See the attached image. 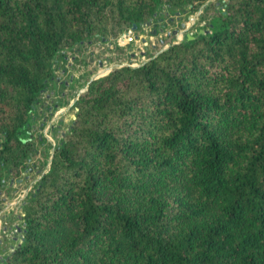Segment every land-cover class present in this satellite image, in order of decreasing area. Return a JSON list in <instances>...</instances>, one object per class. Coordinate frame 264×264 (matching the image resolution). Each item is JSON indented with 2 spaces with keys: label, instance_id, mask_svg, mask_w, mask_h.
I'll use <instances>...</instances> for the list:
<instances>
[{
  "label": "trees",
  "instance_id": "1",
  "mask_svg": "<svg viewBox=\"0 0 264 264\" xmlns=\"http://www.w3.org/2000/svg\"><path fill=\"white\" fill-rule=\"evenodd\" d=\"M205 1L0 0V196L54 106L59 52ZM201 14L192 38L78 95L0 264H264V0Z\"/></svg>",
  "mask_w": 264,
  "mask_h": 264
},
{
  "label": "rangeland",
  "instance_id": "2",
  "mask_svg": "<svg viewBox=\"0 0 264 264\" xmlns=\"http://www.w3.org/2000/svg\"><path fill=\"white\" fill-rule=\"evenodd\" d=\"M209 1L195 9L170 11L161 21L142 24L135 30L127 29L126 35L120 32L104 36L95 34L90 40L65 48L55 56L53 76L43 95L44 103L54 106L39 107L36 111L32 128L34 149L21 174L7 179L0 196V256L20 240V232L17 234L14 227L20 224L18 215L23 214L21 200L33 190L40 175L47 170L54 145L75 116L74 102L81 91L92 79L112 68L126 63L137 65L152 52L182 39L186 33L206 28L208 16H203L201 11ZM216 1L220 3L223 0ZM152 29L155 33H151ZM49 97L55 102H51ZM39 134L43 136L41 141H37Z\"/></svg>",
  "mask_w": 264,
  "mask_h": 264
},
{
  "label": "water",
  "instance_id": "3",
  "mask_svg": "<svg viewBox=\"0 0 264 264\" xmlns=\"http://www.w3.org/2000/svg\"><path fill=\"white\" fill-rule=\"evenodd\" d=\"M183 24V23H182ZM136 24L134 23L133 25H132V28H136ZM160 30H162V28L160 27ZM203 29H200V31H202ZM206 30V29H205ZM151 33H155V29H152L151 30ZM136 37H137V35H136ZM187 37L188 38H192L193 37V35L192 34H190V33H187ZM131 37H128V39H130ZM142 40H144V37H142ZM176 41H178V40H176ZM165 48V47H164ZM161 49H163V48H161ZM161 49H159V50H161ZM126 64H128V63H126ZM121 65H123V64H120V65H118V66H121ZM85 90V89H84ZM84 90H82V91H84ZM81 91V92H82Z\"/></svg>",
  "mask_w": 264,
  "mask_h": 264
}]
</instances>
